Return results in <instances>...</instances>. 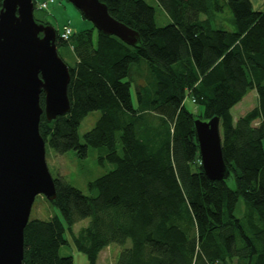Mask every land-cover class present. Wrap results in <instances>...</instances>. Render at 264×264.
Masks as SVG:
<instances>
[{
	"label": "trees",
	"instance_id": "obj_1",
	"mask_svg": "<svg viewBox=\"0 0 264 264\" xmlns=\"http://www.w3.org/2000/svg\"><path fill=\"white\" fill-rule=\"evenodd\" d=\"M98 1L139 41L129 46L93 26L71 30L67 40L56 31L70 109L50 122L42 114L38 128L45 153L85 158L89 148L103 149L98 163L114 168L88 183L89 195L53 178L56 195L47 202L59 216L29 217L22 264H72L59 255L65 232L88 264L113 244L122 248L115 264H264V10L250 0H151L168 18L157 26L146 0ZM225 8L231 31L215 21ZM63 46L72 65L59 53ZM251 90L257 105L233 122L231 109ZM186 98L202 112L187 110ZM92 111L100 116L80 142L78 128ZM215 117L229 177L212 182L194 121Z\"/></svg>",
	"mask_w": 264,
	"mask_h": 264
},
{
	"label": "water",
	"instance_id": "obj_2",
	"mask_svg": "<svg viewBox=\"0 0 264 264\" xmlns=\"http://www.w3.org/2000/svg\"><path fill=\"white\" fill-rule=\"evenodd\" d=\"M67 1L96 31L129 46L138 43V33L111 18L98 0ZM33 12L32 0H3L0 8V264H22L35 197L55 199L40 117L50 122L70 109V75L57 53L56 31L37 23ZM194 131L203 174L212 182L226 180L219 119H197Z\"/></svg>",
	"mask_w": 264,
	"mask_h": 264
},
{
	"label": "rangeland",
	"instance_id": "obj_3",
	"mask_svg": "<svg viewBox=\"0 0 264 264\" xmlns=\"http://www.w3.org/2000/svg\"><path fill=\"white\" fill-rule=\"evenodd\" d=\"M43 0H35L38 6ZM150 5H154L151 0H146ZM155 22L157 26H164L168 24V18L165 13L157 8ZM35 19L48 22L55 31H62L64 26L71 28L73 32H79L91 28L92 24L83 19L78 10H76L67 0H55V4L50 6L48 11L42 12L36 9L34 12ZM232 15L225 8L224 12L217 15L215 18L223 30L231 31L233 26L231 24ZM59 53L65 62L69 65L74 63L75 57L69 47H60ZM144 72V71H143ZM131 100L133 106L137 107L136 94L134 86L130 89ZM185 107L190 112L196 114L202 112V107L191 102L189 98L184 101ZM257 105V96L253 90L249 91L246 96L236 106L231 109V116L233 122L243 116ZM100 116L99 111L90 112L81 122L78 128V136L80 142L83 141V135L91 130ZM104 154L103 149L89 148L87 156L85 158H79L75 151L70 150L64 154H55L49 147H46L45 161L49 174L53 178L63 177L73 187L79 189L83 194L89 195L88 183L94 181L98 177L104 175L114 168L113 165L105 162L103 164L98 163V157ZM239 210H242V203H239L238 211L235 215H239ZM53 216H59L58 211L51 206L44 196L38 195L35 197L33 205L30 211L31 219L49 220ZM88 220L76 223L73 226V232L77 233L78 230L87 224ZM64 238L67 241L66 245H63L59 249V255L61 257H71L72 264H88L86 257L75 250L70 236L67 232L64 233ZM129 244H127L128 246ZM121 247L118 245H110L104 249L99 257L98 264H115L118 254L121 251Z\"/></svg>",
	"mask_w": 264,
	"mask_h": 264
},
{
	"label": "built area",
	"instance_id": "obj_4",
	"mask_svg": "<svg viewBox=\"0 0 264 264\" xmlns=\"http://www.w3.org/2000/svg\"><path fill=\"white\" fill-rule=\"evenodd\" d=\"M55 4V0H43L38 4L37 9L40 11H48L50 6ZM71 35V29L68 26H64L62 31L60 32V38L63 40H67Z\"/></svg>",
	"mask_w": 264,
	"mask_h": 264
},
{
	"label": "crops",
	"instance_id": "obj_5",
	"mask_svg": "<svg viewBox=\"0 0 264 264\" xmlns=\"http://www.w3.org/2000/svg\"><path fill=\"white\" fill-rule=\"evenodd\" d=\"M250 2H251V5H252V7H253L254 10H256V11H262V10H264V0H250ZM100 253H99V255H100ZM99 255H98V257H99ZM97 262H98V258H97Z\"/></svg>",
	"mask_w": 264,
	"mask_h": 264
},
{
	"label": "bare ground",
	"instance_id": "obj_6",
	"mask_svg": "<svg viewBox=\"0 0 264 264\" xmlns=\"http://www.w3.org/2000/svg\"><path fill=\"white\" fill-rule=\"evenodd\" d=\"M53 178V177H52Z\"/></svg>",
	"mask_w": 264,
	"mask_h": 264
}]
</instances>
